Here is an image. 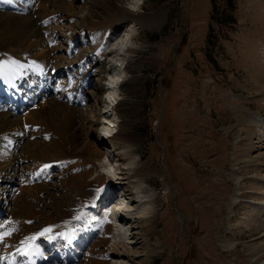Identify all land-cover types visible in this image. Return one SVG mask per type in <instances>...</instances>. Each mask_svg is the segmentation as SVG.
<instances>
[{
    "label": "rangeland",
    "instance_id": "obj_1",
    "mask_svg": "<svg viewBox=\"0 0 264 264\" xmlns=\"http://www.w3.org/2000/svg\"><path fill=\"white\" fill-rule=\"evenodd\" d=\"M65 2L69 5H62ZM230 2H116L118 8L134 11L140 21L136 26L130 19L111 20L103 0H33L29 4L47 23L45 41L50 52H43L47 60L43 67L56 64L57 80L48 86L27 80L31 85L21 87L34 92L35 105L28 108V101L12 102V107L28 108L23 117H29L47 105L76 106L77 101L67 94L72 86L93 96L81 112L87 139L80 135L74 146L43 120L22 130L15 173L0 177V233H12L5 244H11L16 207L22 202L25 210L30 202L37 213L32 216L28 210L26 224L55 225L52 215L64 208L62 200L66 202L63 196L68 191L72 200L67 207L94 216L92 225L103 219L104 209L111 205L108 199H97L96 190L105 189L109 180L117 185L116 178L138 175L129 186L117 185L114 194L108 195L114 206L121 204V210L124 200L130 203L126 214L134 219L121 224L126 236L117 238L115 225L106 223L100 235L104 245L99 249H90L92 236L85 227L71 245L61 246V252L55 241L48 245L38 240L41 261L49 260L43 264H82L92 251L108 256L112 245L115 254L133 252L136 258L110 254L111 264H264V0ZM153 21L156 24L149 29L146 24ZM115 44L122 54L116 56L120 68L111 66L109 71L114 68L115 78L109 97L107 91L103 94L96 74L100 64L107 70L104 56L109 60L115 56L110 52ZM37 52L33 49L23 55L33 63ZM121 73L120 80L125 81L117 87ZM125 86L131 94L119 91ZM101 97L108 101L106 105ZM114 101L129 106L130 147L112 145L101 137L103 133L110 137L107 125L119 122ZM7 106L0 101V111ZM95 110L99 116L95 117ZM238 110L257 114L260 125L245 124ZM94 120L96 137L89 131ZM86 141L101 152L100 160L89 162L82 151ZM119 164L124 168L121 177L115 172ZM147 170L150 174L141 177ZM103 172L112 177L106 179ZM80 174L82 186L73 190L71 178ZM40 188L49 195L43 196ZM90 190L94 193L88 202L85 192ZM125 190H138L137 198H124ZM37 194L43 205L33 198ZM75 251L80 255L71 260L68 255Z\"/></svg>",
    "mask_w": 264,
    "mask_h": 264
},
{
    "label": "bare ground",
    "instance_id": "obj_2",
    "mask_svg": "<svg viewBox=\"0 0 264 264\" xmlns=\"http://www.w3.org/2000/svg\"><path fill=\"white\" fill-rule=\"evenodd\" d=\"M32 1L33 0H12V3L9 4V3H6L5 0H0V60H4L5 62H7V61L15 59L20 64L29 65L32 63H28L27 59L24 58L23 54H28V52L33 51V49H37V51H38L37 56L38 57L36 58L37 59L36 64H38L40 66L37 68L25 67L24 69L19 70V75L15 76V77H11V78L6 77L5 79L0 80V101H5L8 104L7 108L5 110L3 109L4 111H0V177L2 176L3 178H8L11 173H13V174L15 173L14 170H15L16 161H17V157L15 155V152L19 146L18 142L21 139V136H22L21 132L25 126H30L32 123H40L43 120L50 126V128L52 130L54 129L56 132L61 133L65 137L67 136L66 137L67 141L70 142L72 146L77 144L78 137L80 135H84L85 140L87 139V135L83 134L85 132L84 131L85 123L82 121L83 118L81 116V114H82L81 112H82V109H84L83 106H85V104L87 102L92 100L93 93H90V92L85 93L84 92V94H83V90L80 89L79 87L72 86L67 91L68 96H70V98H72V100L75 99L77 101L76 106L63 107V106L47 105L44 108L45 110H42L38 114L35 113L34 115L31 114L29 117H23V116L27 115V109L31 106H34L35 101H36L35 100L36 97H35L34 92H32L31 89L27 88L28 86L31 85L30 81L36 80V82H35L36 85L41 84V85L48 86V84L57 80V78L54 74V71L56 69V64H51V65H49V67H45V66L43 67V64L45 63V60H46L44 53L47 54L50 52L46 48V41H45V35L47 33L48 27H47V23L43 20H40L35 15L33 10L30 8L29 4ZM103 1L106 3L105 14H106V16H109V17L111 16V20L119 19V20H116L115 22H117V21L121 22V21H125V20L130 19V20H132V22H134L135 26L137 25V23L138 24L140 23L139 18L135 17L133 15L134 11L126 9L122 6H120V8H118L115 5L116 2H122V0H103ZM58 2H59V0H58ZM62 5L68 6L69 2H65ZM87 18H88L87 20L90 19L89 17H87ZM155 22L154 23L150 22V23H147L146 25L149 29H153L155 24H156ZM141 23H142V21H141ZM114 36H116V35H114ZM116 44H115V46L113 45V47L111 48V51H110L111 54H113V55L115 53V56H112L111 57L112 59H110V60L108 59L107 61H105L103 63L104 65L107 66V74H106V71L105 72L103 71V69H105V68L102 67V64H100L99 67L97 68V74L96 75L100 79L99 85L101 88L103 87L102 82L104 80L105 81L107 80L106 78L103 77L104 74H106V76L109 77L111 83H113L112 80L115 79L113 77V74H112L114 72V68H112L113 72H111V73L109 72L111 69V66L115 67V69L118 67L120 68L119 65L116 66V63L118 61V58H116V56H118L122 53L118 52V48H117ZM32 61H33V59H32ZM48 68H49V70H46ZM124 69L126 70L127 68L124 67L123 70ZM124 71H123V73H125ZM123 73H121L120 75L118 74L119 75L118 80L116 78L117 82L123 76ZM27 80H30V81L27 82ZM51 80H52V82H51ZM21 84L27 85V87L22 88ZM110 90L107 89L106 90L107 93L105 91L103 94L106 93L110 97ZM119 91L121 93H123L124 95L131 94V92L129 91V89L126 88V86H125V88L124 87L121 88ZM34 97H35V99H34ZM100 99H101V103H103L105 105H106V103H108V101L107 102L103 101L102 97ZM27 101L29 102L27 104L28 108L24 107V108L17 109L15 107H12V104H13L12 102L20 103V102H27ZM114 106H115V108H114L115 115L119 119L120 123L118 122L119 125L116 122L115 123L111 122L109 125L106 124L107 128L109 129L108 135L110 137H108L107 134H106V136L112 145H124V146L130 147L132 144L131 143L132 139H131L129 132H128L129 131L128 119L130 117L129 106L126 102L117 103ZM237 114L241 117L242 121L245 124L260 125L259 123L261 121L257 118V116H256L257 114L255 115L253 113H245V112H244V114H242L239 110L237 111ZM94 115L96 117V116H99L100 113L97 110H95ZM95 125H96V122L94 120L93 122H91L89 124V131L92 132L91 134L96 137L97 136L96 132L93 129ZM83 146H84V148L82 151H84V153H86V157H88L89 162H91V160H93V159H96V160L101 159V157H102L101 152L95 151L87 141L85 143H83ZM25 150H27V149H25ZM106 156L109 157V155H105V157ZM120 157L121 156L119 155L118 156L119 160H121ZM106 162L108 163L109 161H106ZM115 170H116L115 171L116 175L118 173L120 177H121V174L122 175L124 174V173H122L124 168H122L120 166V164ZM102 174L104 175V173H102ZM149 174H150L149 170H147L145 172L142 171L140 176L144 177V176H147ZM82 176H81V174L80 175H74V177L71 178V180L73 179L72 180L73 182L71 183L73 190L79 189L82 186V183H83ZM110 176L111 175H109V176L105 175L104 177L106 179H108L107 177H110ZM137 176L138 175H135L133 177H127L125 179L116 178V180L114 182H116L117 185L124 186L125 184H128V186H129L130 181L133 178L136 179L139 177V176L138 177ZM113 179H115L114 176H113ZM111 182L112 181L109 180L107 182V187L105 188L107 190L108 194L102 193L101 195L104 197H101V199L102 200L108 199V201H107L108 203L110 201V203H111L110 207L112 208V211L108 212V218L112 217L111 219L109 218V220L113 221L115 228H117V234H119V235L118 236L116 235V236H117V238L120 237L122 239L127 234L125 235V232L123 231L124 227L121 224L124 223V221L126 219L132 220L134 218H132V217L129 218L128 217L129 215L126 214V211L129 210V208H128L130 205L129 202H127L125 208L123 210H121V204L119 203V204H116L114 206V204H113L114 199L112 200L111 199L112 197H108L109 194H114V192L116 191L115 188L118 187L117 185H115V183L112 184ZM4 189H7V187H4ZM138 189L140 192L143 191V190H141L143 188H138ZM12 191L13 190L11 189L10 195L12 194ZM67 192L63 196V199L65 198L66 202H64V200H62L64 208L62 210L58 211L60 207L58 209H57V207H55V209H57V210H55L54 214L52 215L53 220L56 222L55 225H50V223H47V221H43V222L40 221V222L34 223L32 225L26 224L25 216L28 214L27 211L29 210L31 212L32 216H34L37 214L35 212L36 208L34 206H32L30 204V202H28L27 210H25L26 208L24 207L23 202L22 203L20 202L21 205L18 207V209L16 207V220L15 221L17 223L16 224L17 227H16V231L14 233L13 239L11 241V244L10 245L5 244V246H3V248H2V251L0 252V256H3L5 258L3 261V264H27L26 261L19 259V258L16 261L13 260V254L16 252V247H13V245L20 246L21 241H24L26 238L39 233L40 231H42L45 228H49V227L52 228L53 232L50 233L49 235H52L56 238L49 241L48 237L45 236V237L39 238L38 240H40L41 242L43 241V243L45 242L48 245H50L52 241H55L57 246H58L57 249H59V252H61V250L64 248V246H63V248H61V246L67 244L66 241L59 238L58 234L60 232H66L70 228H73V227L77 228L78 230L83 229V227H84L83 223L76 221L74 219V217L79 212L77 207H75V206H72L71 208L67 207L69 200L72 198V197H69V194ZM135 192L138 193V190H135V191L131 190V192L129 190H125V191H123V197L124 196H126V197L131 196L133 199H136L137 196H135ZM40 193H42L43 196L49 195L48 192H43V190L41 188H40ZM92 193H94L93 190L92 191L90 190V192H85L87 201L91 198L90 194H92ZM33 198H35L39 204L43 205V202H41L42 199H40L41 196L39 194H37L36 196L33 195ZM121 200L122 199H119V200L117 199V202H119ZM3 205L6 208L9 207L10 206L9 199H6L5 202L3 203ZM108 207L109 206L107 205L105 209L103 208L105 210V212L108 211L107 210ZM95 209L96 208H92L90 210L95 211ZM100 210H102V209H100ZM120 216H123V217H120ZM124 217H126V218H124ZM99 221L100 220H97V222L95 221L96 223L88 226V231L90 232V234L92 236L91 240L93 242L91 245V248H90L91 250L99 249L98 247H102V245H104V240L100 239V235L103 232V230H102L103 224H101ZM105 224L106 223H104V225ZM132 233H134V232H132ZM38 240L35 242L37 244V246H38ZM114 247L112 245L111 250H113V251L110 253L112 256L115 254L114 249H113ZM230 247H232V244L230 245V243H229L228 249H230ZM124 254H127V255H124ZM79 255H80V253L78 251H75V253L73 255L70 254L68 256L71 258V260H74ZM115 255L117 257H120V258L122 256L124 258H126V256L128 258L129 257H133V259L136 258V257H134L135 254L133 252L126 253L125 251H123V253H121V251H120L118 254H115ZM108 256L104 255L102 252L99 253L98 250H97V252L95 251L94 253L92 251L91 256L88 258H84L83 261H81V262H82V264H111L112 262L109 263V261H108ZM106 258H107V260H106ZM113 259H114V257H113ZM33 260L35 261V264H43L44 262L46 263V261H49L48 259L41 261V253H40V256L33 257Z\"/></svg>",
    "mask_w": 264,
    "mask_h": 264
},
{
    "label": "snow or ice",
    "instance_id": "obj_3",
    "mask_svg": "<svg viewBox=\"0 0 264 264\" xmlns=\"http://www.w3.org/2000/svg\"><path fill=\"white\" fill-rule=\"evenodd\" d=\"M6 3L11 4L12 0H5ZM25 67L28 68H37L40 67L36 62H33L32 64L25 65V64H20L18 61L15 59L10 60L5 62L4 60H0V80L5 79L6 77H15L19 75V70L24 69ZM27 128V126H26ZM47 138V137H46ZM50 165H45L44 168L47 169L49 168ZM106 189H98L96 190L97 192V199L101 198V194L104 193ZM95 203L91 205V207H95ZM85 207H89V205H85ZM76 221L82 222L83 226L85 228H88L90 223L94 221L96 218L94 216H89L83 211H81L78 215L74 217ZM101 224L104 223H111V221L108 219V215H105L102 220L99 221ZM30 223V222H29ZM53 232L52 228H45L39 233L30 236L26 238L24 241H21L20 246H15L16 247V252L13 254V260L16 261L18 258L22 259L27 262V264H35V261L33 260V257H38L40 256L41 250L35 243L39 238L48 237V240L51 241L55 239L56 237L49 235L50 233ZM78 229L73 227L70 228L66 232H60L58 234L59 238L66 241L68 245H71L73 240H75L76 235H77ZM12 235L11 232H3L0 233V246H5V240L6 238L10 237ZM47 258V257H45ZM4 257L0 256V264H3Z\"/></svg>",
    "mask_w": 264,
    "mask_h": 264
},
{
    "label": "clouds",
    "instance_id": "obj_4",
    "mask_svg": "<svg viewBox=\"0 0 264 264\" xmlns=\"http://www.w3.org/2000/svg\"><path fill=\"white\" fill-rule=\"evenodd\" d=\"M139 2H142V0H139ZM133 10H135V9H133Z\"/></svg>",
    "mask_w": 264,
    "mask_h": 264
},
{
    "label": "trees",
    "instance_id": "obj_5",
    "mask_svg": "<svg viewBox=\"0 0 264 264\" xmlns=\"http://www.w3.org/2000/svg\"><path fill=\"white\" fill-rule=\"evenodd\" d=\"M229 3L232 4V3L230 2V0H229Z\"/></svg>",
    "mask_w": 264,
    "mask_h": 264
}]
</instances>
